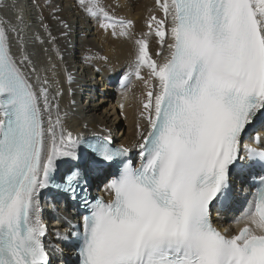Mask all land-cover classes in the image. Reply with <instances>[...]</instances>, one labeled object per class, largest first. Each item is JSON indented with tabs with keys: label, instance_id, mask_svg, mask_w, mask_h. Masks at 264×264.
Returning a JSON list of instances; mask_svg holds the SVG:
<instances>
[{
	"label": "snow or ice",
	"instance_id": "snow-or-ice-1",
	"mask_svg": "<svg viewBox=\"0 0 264 264\" xmlns=\"http://www.w3.org/2000/svg\"><path fill=\"white\" fill-rule=\"evenodd\" d=\"M127 36L131 21L109 17L100 0H79ZM164 19L152 17L162 62L139 40L136 76L147 66L159 91L144 104L148 131L133 167L108 136L88 144L101 162L120 165L108 184L112 199L84 204L80 264H264V185L245 226L226 236L213 227L210 206L229 189L232 168L245 159L264 165V141L245 146L242 134L264 113V0H157ZM15 30V29H13ZM160 55V53H157ZM28 57L24 56L23 61ZM11 50L0 25V264H48L40 219L42 189L61 188L73 198L84 177L71 171L53 183L56 161L76 158L81 141L44 127L50 107ZM35 72V69H32ZM47 83V81H45ZM44 100L42 111L40 101Z\"/></svg>",
	"mask_w": 264,
	"mask_h": 264
},
{
	"label": "bare ground",
	"instance_id": "bare-ground-1",
	"mask_svg": "<svg viewBox=\"0 0 264 264\" xmlns=\"http://www.w3.org/2000/svg\"><path fill=\"white\" fill-rule=\"evenodd\" d=\"M31 1L0 0V25L6 28L11 50L17 61H22L21 68L29 76L36 92L39 94L41 88L47 89L50 105L47 111H43V98L40 101L45 129L49 126V117L53 123L58 118L60 124L57 131L63 129L65 134L71 132L73 140L86 138L90 133L102 134L112 138L122 148L130 151L137 148L142 142V134L148 131L147 112L144 109L147 93L159 91L158 81L146 65L139 69L140 78L136 76L137 41L143 39L148 42L149 55L157 62H162L168 53V41L161 46L159 38L155 36V25L149 28L152 17L164 19L157 0H100L109 17L132 22L127 26V36L119 35V26L115 29L116 35H113V28L101 27L111 21L102 15H90L79 0H45L49 5L46 4L42 19L33 4L27 10ZM69 40L73 43H69L67 50ZM73 52L74 63L70 59ZM24 56L28 57L27 61H23ZM115 76L118 84L113 87L107 85L106 81ZM128 79H131L130 85L124 90L119 89V85ZM82 88H86L79 94L84 103L78 107L77 93ZM93 89L115 92L120 100L119 105L115 108L113 101L101 110L100 106L106 100L97 97L94 107L88 110L87 100L92 99L90 92ZM111 116H114V120ZM76 154V158H59L56 170L83 165V172L89 177L104 174L105 169L97 168L78 148ZM42 195L43 189L40 197ZM41 220L49 218L43 217Z\"/></svg>",
	"mask_w": 264,
	"mask_h": 264
},
{
	"label": "rangeland",
	"instance_id": "rangeland-1",
	"mask_svg": "<svg viewBox=\"0 0 264 264\" xmlns=\"http://www.w3.org/2000/svg\"><path fill=\"white\" fill-rule=\"evenodd\" d=\"M32 2H33L32 4L37 7V10H38L39 14L41 15L40 18L41 19L44 18L45 17V13H46L45 12L46 11V7H47V5H49L48 1H45V0H34ZM68 42H71V41L69 40ZM69 47H70V44L68 43L67 50L69 49ZM108 106H109V104H107L106 107H108Z\"/></svg>",
	"mask_w": 264,
	"mask_h": 264
}]
</instances>
